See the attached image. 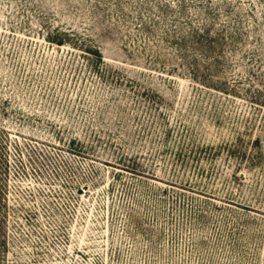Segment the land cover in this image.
Wrapping results in <instances>:
<instances>
[{
  "label": "rangeland",
  "instance_id": "rangeland-1",
  "mask_svg": "<svg viewBox=\"0 0 264 264\" xmlns=\"http://www.w3.org/2000/svg\"><path fill=\"white\" fill-rule=\"evenodd\" d=\"M0 264H264V0H0Z\"/></svg>",
  "mask_w": 264,
  "mask_h": 264
},
{
  "label": "trees",
  "instance_id": "trees-1",
  "mask_svg": "<svg viewBox=\"0 0 264 264\" xmlns=\"http://www.w3.org/2000/svg\"><path fill=\"white\" fill-rule=\"evenodd\" d=\"M196 31H197V30H196ZM197 32H198V34L200 33L199 30H198ZM195 70L198 71V68H195ZM195 70H193V74H195Z\"/></svg>",
  "mask_w": 264,
  "mask_h": 264
}]
</instances>
